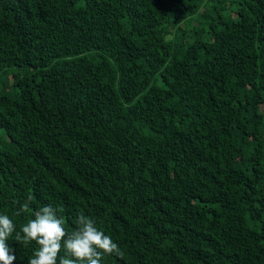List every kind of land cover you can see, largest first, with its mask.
I'll list each match as a JSON object with an SVG mask.
<instances>
[{
	"label": "trees",
	"instance_id": "obj_1",
	"mask_svg": "<svg viewBox=\"0 0 264 264\" xmlns=\"http://www.w3.org/2000/svg\"><path fill=\"white\" fill-rule=\"evenodd\" d=\"M47 205L102 264H264V0H0V214Z\"/></svg>",
	"mask_w": 264,
	"mask_h": 264
},
{
	"label": "clouds",
	"instance_id": "obj_2",
	"mask_svg": "<svg viewBox=\"0 0 264 264\" xmlns=\"http://www.w3.org/2000/svg\"><path fill=\"white\" fill-rule=\"evenodd\" d=\"M30 202L31 197H28L15 215L28 212ZM60 211L62 209L51 205L43 206L19 231L7 214H0V264H14L17 259L15 249L8 244L13 233L14 240L25 247L31 242L38 245L28 264H102L105 256L123 259L119 245L100 230L92 218L79 214L72 221L74 228L69 231L64 217L57 215ZM62 250L63 256L60 255Z\"/></svg>",
	"mask_w": 264,
	"mask_h": 264
}]
</instances>
